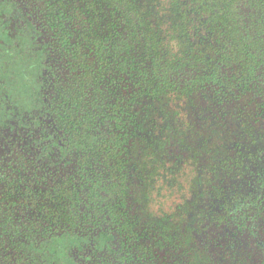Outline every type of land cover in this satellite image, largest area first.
I'll return each mask as SVG.
<instances>
[{"label":"trees","instance_id":"16d2710c","mask_svg":"<svg viewBox=\"0 0 264 264\" xmlns=\"http://www.w3.org/2000/svg\"><path fill=\"white\" fill-rule=\"evenodd\" d=\"M29 3L70 169L1 168L6 260L65 263L110 217L139 264H264V0Z\"/></svg>","mask_w":264,"mask_h":264},{"label":"flooded vegetation","instance_id":"af4514ba","mask_svg":"<svg viewBox=\"0 0 264 264\" xmlns=\"http://www.w3.org/2000/svg\"><path fill=\"white\" fill-rule=\"evenodd\" d=\"M30 6L33 5L29 0H0V172L1 168L8 172L10 160L17 161L21 155L31 164L64 172L70 169L69 165L55 163L62 147L54 132L62 131L55 125L56 116L52 112L53 77L50 75L49 86L42 80L45 70L41 71L42 76H37L41 64L48 66L46 55L51 52L55 38L34 21ZM31 25L34 28L28 31L26 27ZM54 141L60 145L59 151L51 146ZM89 215L93 217L94 211ZM95 220L105 223L92 230L81 228L88 229L89 241L76 242L69 253L74 258L68 255L70 258L62 264H139L138 256L142 257L146 251H138L137 235L130 236L131 245L127 249L117 241L122 233L118 220L110 217ZM19 251L22 249L0 251V264H16V260H6V256L21 255ZM19 264H40V261L29 258Z\"/></svg>","mask_w":264,"mask_h":264},{"label":"rangeland","instance_id":"374dc122","mask_svg":"<svg viewBox=\"0 0 264 264\" xmlns=\"http://www.w3.org/2000/svg\"><path fill=\"white\" fill-rule=\"evenodd\" d=\"M170 200V199H169Z\"/></svg>","mask_w":264,"mask_h":264}]
</instances>
